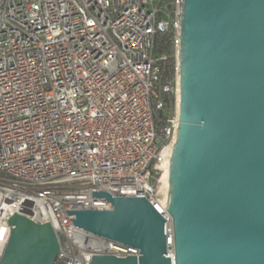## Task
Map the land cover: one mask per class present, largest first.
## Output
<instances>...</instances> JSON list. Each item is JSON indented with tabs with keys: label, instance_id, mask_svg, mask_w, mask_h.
Masks as SVG:
<instances>
[{
	"label": "built area",
	"instance_id": "obj_1",
	"mask_svg": "<svg viewBox=\"0 0 264 264\" xmlns=\"http://www.w3.org/2000/svg\"><path fill=\"white\" fill-rule=\"evenodd\" d=\"M182 0H0V259L14 206L48 220L56 264H89L122 246L66 210H110L144 196L166 224L160 189L178 127ZM163 48L159 49V45Z\"/></svg>",
	"mask_w": 264,
	"mask_h": 264
},
{
	"label": "water",
	"instance_id": "obj_2",
	"mask_svg": "<svg viewBox=\"0 0 264 264\" xmlns=\"http://www.w3.org/2000/svg\"><path fill=\"white\" fill-rule=\"evenodd\" d=\"M110 210H66L73 225L136 248L89 264H264V0H182L178 127L168 166L166 224L144 196ZM0 264H56L48 220L14 206Z\"/></svg>",
	"mask_w": 264,
	"mask_h": 264
},
{
	"label": "bare ground",
	"instance_id": "obj_3",
	"mask_svg": "<svg viewBox=\"0 0 264 264\" xmlns=\"http://www.w3.org/2000/svg\"><path fill=\"white\" fill-rule=\"evenodd\" d=\"M169 160L163 165V173L160 179V189L167 195Z\"/></svg>",
	"mask_w": 264,
	"mask_h": 264
},
{
	"label": "trees",
	"instance_id": "obj_4",
	"mask_svg": "<svg viewBox=\"0 0 264 264\" xmlns=\"http://www.w3.org/2000/svg\"><path fill=\"white\" fill-rule=\"evenodd\" d=\"M164 46H163V44H160L159 45V49H162Z\"/></svg>",
	"mask_w": 264,
	"mask_h": 264
}]
</instances>
